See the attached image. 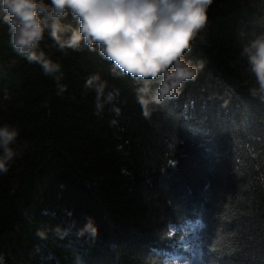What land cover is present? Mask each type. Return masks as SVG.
I'll return each mask as SVG.
<instances>
[{"label":"trees","instance_id":"1","mask_svg":"<svg viewBox=\"0 0 264 264\" xmlns=\"http://www.w3.org/2000/svg\"><path fill=\"white\" fill-rule=\"evenodd\" d=\"M260 35L264 0H214L185 54L204 68L146 118L141 82L98 52L65 54L46 36L57 81L0 23V126L19 131L0 174V264H180L169 228L195 223L204 264H264V102L240 56ZM96 73L102 108L85 87ZM89 220L95 236L80 235Z\"/></svg>","mask_w":264,"mask_h":264},{"label":"clouds","instance_id":"2","mask_svg":"<svg viewBox=\"0 0 264 264\" xmlns=\"http://www.w3.org/2000/svg\"><path fill=\"white\" fill-rule=\"evenodd\" d=\"M213 3L214 0H0V23L8 26L10 44L17 55L39 64L57 81L62 76L61 65L42 48L46 36L65 54L84 48L98 52L111 62L113 76H129L141 82L136 100L147 118L153 106L179 97L185 83L196 80L204 68V61L193 63L185 54L206 27ZM69 16L76 26L65 23ZM240 56L255 80L249 89L251 96L264 102V35L243 44ZM85 87L97 93V108H102L107 81L99 73L92 74ZM114 96L108 92L106 100ZM18 135V129L0 126V174L7 172L17 155L11 145ZM55 231L66 235L60 227ZM96 231L89 220L80 235L95 236ZM38 235L43 238L46 234L41 231Z\"/></svg>","mask_w":264,"mask_h":264},{"label":"rangeland","instance_id":"3","mask_svg":"<svg viewBox=\"0 0 264 264\" xmlns=\"http://www.w3.org/2000/svg\"><path fill=\"white\" fill-rule=\"evenodd\" d=\"M1 77L2 71L0 70V79ZM199 227L200 226L194 227V229H198ZM170 231L171 235H181V238L178 242H176V245L178 248L187 252L185 264H203L200 254V243L197 242L195 233L190 232L189 229H179L177 231L175 228H170Z\"/></svg>","mask_w":264,"mask_h":264}]
</instances>
